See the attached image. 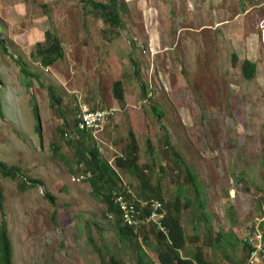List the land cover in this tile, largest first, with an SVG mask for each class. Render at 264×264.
Segmentation results:
<instances>
[{
	"label": "rangeland",
	"instance_id": "1",
	"mask_svg": "<svg viewBox=\"0 0 264 264\" xmlns=\"http://www.w3.org/2000/svg\"><path fill=\"white\" fill-rule=\"evenodd\" d=\"M92 2L112 3L0 0V162L17 170L15 179L0 174V187L13 264H108L111 255L136 263L138 247L123 245L117 216L80 179L85 165L71 124L80 103L115 111L90 141L120 184L138 194L160 188L165 213L181 200L182 257L201 249L210 264H245L248 249L237 234L264 218V0H116L118 25ZM47 31L59 38L63 58L43 67L36 53ZM247 58L256 61L250 81L242 73ZM63 122L69 135L62 138ZM130 131L145 183L116 165L131 148ZM186 166L199 176L203 206ZM132 228L147 263L161 264L156 232Z\"/></svg>",
	"mask_w": 264,
	"mask_h": 264
},
{
	"label": "trees",
	"instance_id": "2",
	"mask_svg": "<svg viewBox=\"0 0 264 264\" xmlns=\"http://www.w3.org/2000/svg\"><path fill=\"white\" fill-rule=\"evenodd\" d=\"M112 1L111 4H102V2H92V4L101 11L104 20L110 22L112 25H118L120 22L118 20V9L116 8V0ZM1 47H3L2 42H0ZM39 49L37 50V61L43 67H49L55 62L60 61L63 58V49L61 47V42L57 36H55L50 31L46 32V39L44 43H38ZM24 68V67H23ZM242 73L243 77L246 80H252L256 73V63L246 60L242 63ZM114 97L118 100L119 103L123 104L125 100L123 89L119 83H116L114 86ZM53 101V104L60 103L58 99H50ZM33 114L35 119L38 120V112L36 105L31 103ZM57 107V105H56ZM112 118V117H111ZM77 119H72L71 124L73 125L76 134L74 137V146L79 153L78 163L85 165V172L81 173L79 176H84V180H89V183L94 187L95 196L98 197L102 194V198L108 205V214H114L117 216V227L119 240L123 243L132 244L134 247H138L137 259L135 264H148L145 260V254L139 247L137 240L135 239L136 234L133 233V228L122 222V209L120 203L116 200V197L123 191L122 185H120V177L118 170L115 169L107 160L103 159L100 156L99 149L92 145L90 138H92V133L90 131L82 130L78 126ZM64 127L67 131H59L60 137L68 136V124L63 122ZM70 124V123H69ZM36 130L39 133L40 127L39 124L36 125ZM131 148L127 150L125 156L118 157L116 159V165L122 169H126L133 176L141 178L143 174V169L138 165V150L139 144L137 137L133 131L129 132ZM71 137V136H70ZM72 138V137H71ZM90 141V143H89ZM150 143V141H149ZM53 153L55 157L59 159H65L64 156L60 154L61 147L57 144H52ZM175 154L179 156V153L175 151ZM182 164L185 161L180 158L179 160ZM116 166V168H117ZM187 177L186 180L191 184L192 190L195 193V200H198L199 205L203 206L204 202L201 201L200 192L201 186L198 181V174L194 171H191L189 166H186ZM17 170L15 168H8L3 162H0V174L3 178L15 179ZM86 175V176H85ZM89 175V176H88ZM78 176V177H79ZM88 176V177H87ZM81 180V181H82ZM32 184L42 183L40 180L31 179ZM141 182L145 183V180L141 178ZM146 185V184H145ZM18 189L25 191L28 186L27 182H19ZM149 191H141L138 194L141 198L144 199H154L162 203L161 212L163 213L162 223L168 228V234H165L164 231L157 230L154 226L150 227L147 230H154L156 232L157 238L160 240V245L156 247L158 259L161 264H210L204 260V255L200 249L198 253H195L194 258L185 257L183 258L180 254L186 246V236L182 224L179 221V213L181 200L177 197L172 201L169 210L165 213L164 208V199L162 197L161 189L158 187H150ZM50 202H54V197L52 195H47ZM5 207L3 203V195L0 187V264H13V247L10 239V231L7 221V216L5 213ZM151 212L149 207L144 209V215L146 216ZM201 213V212H200ZM202 214V213H201ZM134 237V238H133ZM108 264H124L120 260L116 259L113 255L110 256Z\"/></svg>",
	"mask_w": 264,
	"mask_h": 264
},
{
	"label": "built area",
	"instance_id": "3",
	"mask_svg": "<svg viewBox=\"0 0 264 264\" xmlns=\"http://www.w3.org/2000/svg\"><path fill=\"white\" fill-rule=\"evenodd\" d=\"M262 27L264 32V22L262 23ZM114 113L115 111L112 109L94 108L89 104L80 103L79 111L75 119H77V124L82 130L90 131V133H93L97 137V133L104 129V126L113 117ZM80 179H84V176H80ZM122 190L123 192L116 197V200L120 203L122 209L121 218L123 223L136 228H141L145 225L149 229L154 226L157 230L164 231L165 234H168V228L162 223L164 215L160 211L162 206L160 201L137 197L136 193L126 182L122 183ZM146 207H149L151 212L142 217ZM109 216L113 217L112 214ZM262 238V232L256 227L254 233L250 230L247 231L244 240L248 243H253L260 241ZM258 249H261L260 245ZM259 261L260 254H258V250L256 249L247 264H258Z\"/></svg>",
	"mask_w": 264,
	"mask_h": 264
},
{
	"label": "clouds",
	"instance_id": "4",
	"mask_svg": "<svg viewBox=\"0 0 264 264\" xmlns=\"http://www.w3.org/2000/svg\"><path fill=\"white\" fill-rule=\"evenodd\" d=\"M105 127V126H104ZM104 130V129H103ZM102 130V131H103ZM100 133V132H99ZM114 167V166H113ZM120 185H122V184H120ZM130 186V185H129ZM131 187V186H130ZM132 188V187H131ZM133 189V188H132ZM133 191L136 193V195H137V197H140L139 195H138V193L135 191V189H133ZM123 192V191H122ZM262 222H264V218L259 222V225L258 226H256V227H258L259 229H260V225H261V223ZM255 227V228H256ZM252 229H253V226L252 225H248V224H245L244 225V227H243V230H244V232H246V234H247V231L248 230H250L251 232H253L254 233V231H255V229L252 231ZM261 231V230H260ZM262 232V231H261ZM246 234L244 235V236H242L241 237V242H242V244H243V246H244V248H246V249H248V257H247V261H246V263L245 264H247L249 261H250V259H251V255L256 251V249L258 250V254H260V261L258 262V264H262V258L264 257V231L262 232V234H263V238L260 240V241H255V242H253V243H248V242H246L245 240H244V238H245V236H246ZM239 240V241H240ZM240 242V243H241ZM255 245V246H254ZM261 246V249L259 250L258 249V246ZM200 251V250H199ZM202 251V250H201ZM196 253H198V252H196ZM202 253H203V251H202ZM180 254H181V251H180ZM183 258H185V257H183ZM193 258H194V256H193ZM192 258V259H193ZM205 260V259H204ZM206 261V260H205ZM208 262V261H207ZM210 263V262H209ZM195 264H197V263H195Z\"/></svg>",
	"mask_w": 264,
	"mask_h": 264
},
{
	"label": "crops",
	"instance_id": "5",
	"mask_svg": "<svg viewBox=\"0 0 264 264\" xmlns=\"http://www.w3.org/2000/svg\"><path fill=\"white\" fill-rule=\"evenodd\" d=\"M262 13H263V16H264V11H262ZM241 15H243V14H240V13H238V17H240ZM264 22V17L261 19V26H262V23ZM239 24H240V26L242 27V25H241V21L239 22ZM262 32H263V29H262ZM247 59H249V58H247ZM251 62H253V63H255L256 61H254V60H251V59H249ZM238 236H239V238L241 239V237H242V233H241V230H240V232L237 234ZM199 252V251H198ZM206 254H207V252L206 251H204L203 252V255H204V259L206 260V261H208L209 262V260L207 259V257H206Z\"/></svg>",
	"mask_w": 264,
	"mask_h": 264
}]
</instances>
